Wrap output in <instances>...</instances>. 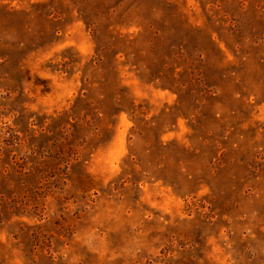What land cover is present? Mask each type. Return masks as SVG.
Wrapping results in <instances>:
<instances>
[{
  "label": "rangeland",
  "instance_id": "rangeland-1",
  "mask_svg": "<svg viewBox=\"0 0 264 264\" xmlns=\"http://www.w3.org/2000/svg\"><path fill=\"white\" fill-rule=\"evenodd\" d=\"M0 264H264V0H0Z\"/></svg>",
  "mask_w": 264,
  "mask_h": 264
}]
</instances>
